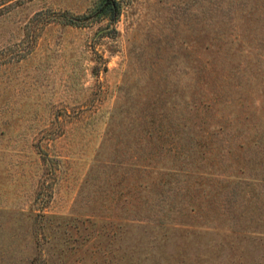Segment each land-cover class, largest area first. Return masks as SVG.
Masks as SVG:
<instances>
[{
  "label": "rangeland",
  "instance_id": "rangeland-1",
  "mask_svg": "<svg viewBox=\"0 0 264 264\" xmlns=\"http://www.w3.org/2000/svg\"><path fill=\"white\" fill-rule=\"evenodd\" d=\"M101 1L0 3V264H264V0Z\"/></svg>",
  "mask_w": 264,
  "mask_h": 264
},
{
  "label": "trees",
  "instance_id": "trees-1",
  "mask_svg": "<svg viewBox=\"0 0 264 264\" xmlns=\"http://www.w3.org/2000/svg\"><path fill=\"white\" fill-rule=\"evenodd\" d=\"M1 2H5V0H0V3ZM109 5H111L112 7L111 8L107 7ZM107 9H110L112 11L116 10L117 9L116 8V2L113 1V0L112 1H109V0L101 1L100 5L97 7V12L103 15L105 13V11H107ZM40 14H41L40 12L34 13V15H33V17L31 19H33V20L34 19H41L40 18L41 17ZM64 14H66V13H64ZM74 19H77V17H71L70 16L68 18L61 19L60 21L63 22V23H66V24H75L76 25L78 22H74ZM49 21H53V20H49ZM49 21H46V22L44 21L43 23H48ZM31 22H32V20H31ZM32 40H33V38L30 39V44H31ZM18 57L20 58L22 56L18 55L17 58Z\"/></svg>",
  "mask_w": 264,
  "mask_h": 264
}]
</instances>
